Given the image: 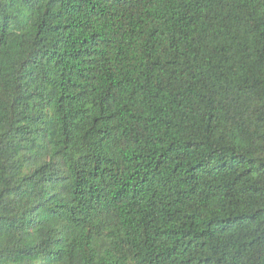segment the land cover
I'll list each match as a JSON object with an SVG mask.
<instances>
[{
    "label": "trees",
    "instance_id": "1",
    "mask_svg": "<svg viewBox=\"0 0 264 264\" xmlns=\"http://www.w3.org/2000/svg\"><path fill=\"white\" fill-rule=\"evenodd\" d=\"M0 264H264V0H0Z\"/></svg>",
    "mask_w": 264,
    "mask_h": 264
}]
</instances>
